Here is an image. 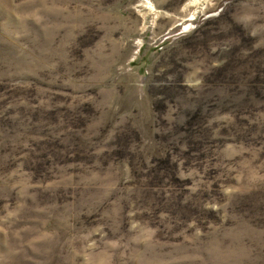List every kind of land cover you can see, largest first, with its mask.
Listing matches in <instances>:
<instances>
[{"label": "rangeland", "instance_id": "1", "mask_svg": "<svg viewBox=\"0 0 264 264\" xmlns=\"http://www.w3.org/2000/svg\"><path fill=\"white\" fill-rule=\"evenodd\" d=\"M0 264H264V0H0Z\"/></svg>", "mask_w": 264, "mask_h": 264}]
</instances>
